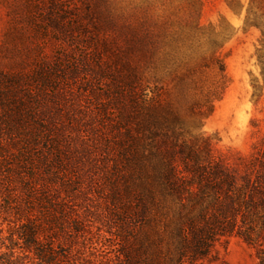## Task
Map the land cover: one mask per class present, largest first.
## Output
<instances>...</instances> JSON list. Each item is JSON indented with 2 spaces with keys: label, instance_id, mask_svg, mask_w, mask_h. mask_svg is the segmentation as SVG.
<instances>
[{
  "label": "rangeland",
  "instance_id": "1",
  "mask_svg": "<svg viewBox=\"0 0 264 264\" xmlns=\"http://www.w3.org/2000/svg\"><path fill=\"white\" fill-rule=\"evenodd\" d=\"M204 141L264 148V0H0V264H119L151 167Z\"/></svg>",
  "mask_w": 264,
  "mask_h": 264
},
{
  "label": "trees",
  "instance_id": "2",
  "mask_svg": "<svg viewBox=\"0 0 264 264\" xmlns=\"http://www.w3.org/2000/svg\"><path fill=\"white\" fill-rule=\"evenodd\" d=\"M178 148L180 160L166 149L151 167L135 211L144 222L124 238L119 264H219L217 245L232 236L264 264V148L243 173L218 162L207 141ZM37 226L27 221L18 233L27 249L39 244Z\"/></svg>",
  "mask_w": 264,
  "mask_h": 264
}]
</instances>
